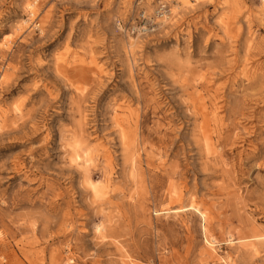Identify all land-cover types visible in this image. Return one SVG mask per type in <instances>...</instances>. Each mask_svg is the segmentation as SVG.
Returning <instances> with one entry per match:
<instances>
[{
  "label": "rangeland",
  "instance_id": "obj_1",
  "mask_svg": "<svg viewBox=\"0 0 264 264\" xmlns=\"http://www.w3.org/2000/svg\"><path fill=\"white\" fill-rule=\"evenodd\" d=\"M0 264H264V0H0Z\"/></svg>",
  "mask_w": 264,
  "mask_h": 264
},
{
  "label": "bare ground",
  "instance_id": "obj_2",
  "mask_svg": "<svg viewBox=\"0 0 264 264\" xmlns=\"http://www.w3.org/2000/svg\"><path fill=\"white\" fill-rule=\"evenodd\" d=\"M29 8V7H28Z\"/></svg>",
  "mask_w": 264,
  "mask_h": 264
}]
</instances>
